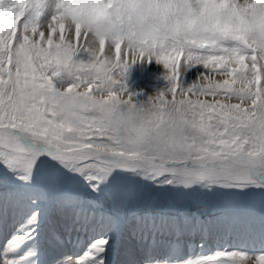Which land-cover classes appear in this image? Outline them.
<instances>
[{
	"label": "snow or ice",
	"instance_id": "snow-or-ice-1",
	"mask_svg": "<svg viewBox=\"0 0 264 264\" xmlns=\"http://www.w3.org/2000/svg\"><path fill=\"white\" fill-rule=\"evenodd\" d=\"M153 62L170 86L137 106L126 75ZM42 157L93 192L115 169L184 188L264 187V0H0V164L30 184ZM92 220L114 227L104 213ZM109 238L88 264H105ZM195 264H264V253Z\"/></svg>",
	"mask_w": 264,
	"mask_h": 264
},
{
	"label": "rangeland",
	"instance_id": "rangeland-1",
	"mask_svg": "<svg viewBox=\"0 0 264 264\" xmlns=\"http://www.w3.org/2000/svg\"><path fill=\"white\" fill-rule=\"evenodd\" d=\"M65 34L67 35V28ZM59 35L58 30L53 37L54 41L58 39ZM90 36L91 34L86 38L82 33L79 40L75 41L77 48L87 45ZM108 47L106 41L102 59L108 58ZM193 74L194 70L188 73L189 82L193 78ZM166 75L167 70L162 64L153 62L133 65L125 80L127 92L134 98L133 102L137 106H147L149 98L166 92L170 86V82L165 79ZM201 99H211V97H201ZM41 159L44 160V163H41L35 170L30 184L22 182L17 178V172L9 171L3 164H0V198L18 201L21 208L29 207L27 215H24L23 212L18 213L20 227L14 233L15 237L25 235L33 227L35 228L33 234L39 235L45 226V220L55 208L60 209L63 214H67L74 209H79L80 206H85L83 203H90L95 210L114 218V226L118 229L128 224L131 218L136 217L143 219L164 216L170 219L178 217L191 219L195 216L199 220L219 218L230 224L233 222L246 223L254 218L257 220L264 218V187L248 186L240 189L213 186L209 189L203 186H194L184 188L183 186L162 184L161 180H149L136 172L115 169L107 177L106 182L100 184L98 192H93L83 176L67 170L60 163L52 162L46 157ZM96 175L103 177L102 173H96ZM255 178L258 184H264L263 176ZM129 197L132 200L127 207V215H125L123 206ZM34 213L39 214L38 223L30 224L29 220ZM219 249L221 248H213L207 254H201L202 256L199 257L154 258L139 264H178L181 261H191L192 264H195V261L200 257H211L224 252ZM245 253L249 256L261 254L255 251ZM77 257L78 255L75 256V258ZM80 257H84L85 262H88L85 255ZM75 258L65 254L59 259H61L60 261L67 260L68 264H71ZM227 258L217 257V259Z\"/></svg>",
	"mask_w": 264,
	"mask_h": 264
},
{
	"label": "bare ground",
	"instance_id": "bare-ground-1",
	"mask_svg": "<svg viewBox=\"0 0 264 264\" xmlns=\"http://www.w3.org/2000/svg\"><path fill=\"white\" fill-rule=\"evenodd\" d=\"M131 200L127 198L123 206L125 215ZM0 202V257L18 260L28 253H35L21 264H55L60 263L59 258L65 254L74 258L91 254L94 241L104 237H110L105 264H139L154 258L199 257L213 248L264 253V218L230 224L219 218L199 220L195 216L191 219L136 217L121 229L114 226L109 230L95 220L90 222L92 215L101 213L90 203H83L85 206L67 214L55 208L39 235L32 234L34 238L26 237L23 243H17L14 233L20 227L18 213L27 215L29 207L21 208L18 201L10 198H0Z\"/></svg>",
	"mask_w": 264,
	"mask_h": 264
},
{
	"label": "water",
	"instance_id": "water-1",
	"mask_svg": "<svg viewBox=\"0 0 264 264\" xmlns=\"http://www.w3.org/2000/svg\"><path fill=\"white\" fill-rule=\"evenodd\" d=\"M257 176H263L264 177V175H257Z\"/></svg>",
	"mask_w": 264,
	"mask_h": 264
}]
</instances>
